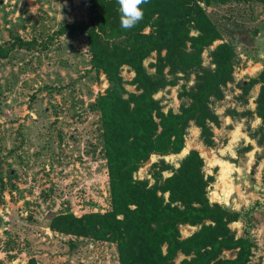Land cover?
I'll list each match as a JSON object with an SVG mask.
<instances>
[{"label":"rangeland","instance_id":"374dc122","mask_svg":"<svg viewBox=\"0 0 264 264\" xmlns=\"http://www.w3.org/2000/svg\"><path fill=\"white\" fill-rule=\"evenodd\" d=\"M205 11L220 39L203 49L202 65L211 66L208 51L219 42L231 44L235 53L233 79L212 105L219 120L212 126L213 144L204 145L190 122L179 152L150 154L132 176L151 184L153 162L162 158L174 168L188 150H196L203 172L212 177L206 188L209 201L237 211L230 229L254 243L248 264H264V122L253 114L239 115L254 109L258 84L246 94L238 87L264 68V7L254 0L212 1ZM86 20L83 0H0V44L16 38L29 43L14 42L0 58V264H28L30 258L36 264H118L113 242L49 226L58 213L79 216L109 209L94 106L106 79L91 67L84 34L72 29L56 33L63 25ZM154 57L152 52L142 61L148 72ZM120 74L124 88L134 91L130 68L122 65ZM191 83L192 75L187 81L179 78L153 97L163 112L176 111L181 84ZM260 124L261 130L250 137L248 132ZM195 228L180 225L179 234L187 236ZM181 258L177 254L174 260Z\"/></svg>","mask_w":264,"mask_h":264},{"label":"trees","instance_id":"16d2710c","mask_svg":"<svg viewBox=\"0 0 264 264\" xmlns=\"http://www.w3.org/2000/svg\"><path fill=\"white\" fill-rule=\"evenodd\" d=\"M87 20L61 26L84 34L91 67L102 72L106 87L96 96L100 138L108 181L109 209L75 216L70 212L50 218L51 229L108 240L115 244L118 264H248L254 243L245 236H235L229 223L237 211L228 205L209 201L207 186L212 177L203 172V161L196 150L184 154L176 167L159 158L151 164L153 182L132 176L150 154L177 153L183 146L186 128L191 122L206 146L213 144L212 126L219 124L212 105L223 97L231 82L235 58L233 46L219 42L208 51L211 66L202 65L201 52L220 32L205 7L212 1L248 0H148L143 5V19L133 28L120 26L117 0H83ZM264 7V0H254ZM18 46L29 43L16 38ZM14 42L0 44V58ZM152 52V72L142 61ZM126 65L133 72L127 91L120 74ZM176 111H162L153 94L177 79ZM258 84L254 109L239 115H254L264 122V68L254 78L239 83L246 94ZM234 114H237L236 112ZM261 130H250L254 137ZM263 137V136H262ZM259 137L258 143H261ZM170 174L162 177L161 171ZM166 194V195H165ZM196 226L181 237L178 227ZM223 251H230L224 257ZM177 254L182 258L175 262ZM28 264H36L32 258Z\"/></svg>","mask_w":264,"mask_h":264},{"label":"clouds","instance_id":"9594fccd","mask_svg":"<svg viewBox=\"0 0 264 264\" xmlns=\"http://www.w3.org/2000/svg\"><path fill=\"white\" fill-rule=\"evenodd\" d=\"M148 0H117L120 26L124 30L135 27L144 16L143 5Z\"/></svg>","mask_w":264,"mask_h":264},{"label":"bare ground","instance_id":"6f19581e","mask_svg":"<svg viewBox=\"0 0 264 264\" xmlns=\"http://www.w3.org/2000/svg\"><path fill=\"white\" fill-rule=\"evenodd\" d=\"M185 150H186V147L183 148L182 152L186 153ZM227 166H228V165H227ZM222 171L224 172V169H223Z\"/></svg>","mask_w":264,"mask_h":264}]
</instances>
